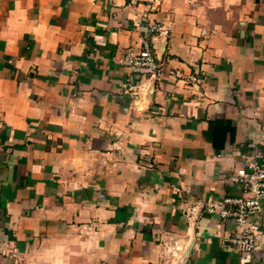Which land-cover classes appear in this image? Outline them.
I'll return each mask as SVG.
<instances>
[{
  "label": "crops",
  "instance_id": "crops-1",
  "mask_svg": "<svg viewBox=\"0 0 264 264\" xmlns=\"http://www.w3.org/2000/svg\"><path fill=\"white\" fill-rule=\"evenodd\" d=\"M263 157L264 0H0V264H264L206 209Z\"/></svg>",
  "mask_w": 264,
  "mask_h": 264
},
{
  "label": "built area",
  "instance_id": "built-area-1",
  "mask_svg": "<svg viewBox=\"0 0 264 264\" xmlns=\"http://www.w3.org/2000/svg\"><path fill=\"white\" fill-rule=\"evenodd\" d=\"M151 32L167 34L169 28L159 23L152 24L142 39L141 49L130 50L121 63L138 76L161 81L165 70L154 54L149 36ZM228 179L242 184L245 192L210 202L206 209L210 214L216 213L220 218L233 219L236 223L237 231L233 236L224 238L223 246L233 245L240 252L250 254L255 251L259 240L264 242V228L259 220L264 202V157L260 162L237 169Z\"/></svg>",
  "mask_w": 264,
  "mask_h": 264
}]
</instances>
